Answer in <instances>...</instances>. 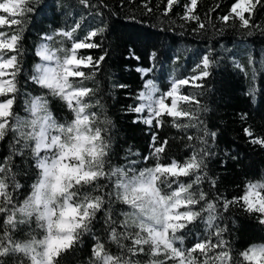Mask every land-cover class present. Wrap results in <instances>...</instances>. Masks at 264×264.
Listing matches in <instances>:
<instances>
[{"label": "trees", "instance_id": "obj_1", "mask_svg": "<svg viewBox=\"0 0 264 264\" xmlns=\"http://www.w3.org/2000/svg\"><path fill=\"white\" fill-rule=\"evenodd\" d=\"M235 2L198 0L204 30L198 22L182 19V5L190 0H181L169 15H164L166 0H86L87 6L82 0H32L33 11L21 28H0L9 36H20L16 52L5 54L7 58L17 56V91L9 127L0 139V167L4 169L0 179L5 183V194L0 197V209H4L0 211V246L7 249L0 264H32L33 249L45 236L35 219L37 213L30 217L18 213L40 176L36 140L29 135L32 101L38 99L45 105L43 111L56 128H66L75 119V112L63 98L38 84V47L47 41L62 58L66 51L59 49L88 42V33L101 29L96 38L100 47L85 54L94 62L104 57L103 62L98 68L85 69L91 79L79 81L77 86L92 89L82 103L90 105L85 114H95L94 123L104 129L102 135L108 144L104 176L75 187L70 195L77 204L89 197H99L102 203L85 228L77 230L71 249L62 252L55 264H104L93 255L101 245L105 256L115 257L119 264L154 262L149 245L142 246L144 253L133 255L131 240L140 230L117 185L130 173L147 171L157 164L175 161L184 165L192 161L193 154L200 162L199 171L160 185L165 196L180 186L192 185L190 192L199 201L186 209L199 215L176 233L173 245L186 253L199 243L223 241L224 246L208 251L209 264H247L242 254L264 246V224L259 223V216L234 203L248 184H264V146L255 142L264 140V0L256 5L251 18L254 27L248 29L241 28L235 19L228 24L220 20ZM217 4L222 7L213 12ZM62 31L72 32L71 40L58 34ZM205 57L211 67L207 78L199 81L201 87L182 89L198 101L181 104L183 110L193 113L194 120L176 121L181 125L177 129L168 117L163 118L160 128L156 122L149 126L139 119L135 109L147 80L161 94L172 81L201 73ZM246 130L250 135H245ZM189 135L194 139L189 141ZM162 144L167 147L158 154L155 149ZM258 190L264 192V188ZM200 193L204 200L199 199ZM209 203L214 205L211 212ZM225 204L230 206L225 208ZM14 211L15 222L6 223ZM224 252L230 259L221 255ZM193 255L197 264H202L205 255Z\"/></svg>", "mask_w": 264, "mask_h": 264}, {"label": "snow or ice", "instance_id": "obj_2", "mask_svg": "<svg viewBox=\"0 0 264 264\" xmlns=\"http://www.w3.org/2000/svg\"><path fill=\"white\" fill-rule=\"evenodd\" d=\"M87 6L86 0H82ZM35 3H39V0H35ZM259 4V0H237L231 7L230 11L221 15L220 20L225 24H228L230 19L239 21V26L243 29L254 27L251 23V18L254 15L255 7ZM32 0H2L0 2V28L23 26L24 18H26L32 11ZM181 5V0H166V9L164 15H169L173 12L174 6ZM185 8V14L182 19L189 21L198 22V27L201 30L206 29V25L201 21V17L198 14V0H190V3L182 5ZM222 5L217 4L213 9V12L219 11ZM247 14V15H246ZM236 25L233 24L232 27ZM101 30L89 32L87 35V41L75 42L71 44V47L67 50L59 49V51H66V54L61 58L57 51L50 50L47 45L42 50L37 51V55L46 61H55V67H48L43 69L42 75L38 78V84L46 89H52L55 94L63 98L68 104L69 108L76 113V118L72 121L68 127L56 128L54 123H49V115H41L42 110L45 109V105L41 104L39 100L34 101L32 106V115L35 117L31 121L30 136L36 138L35 152L39 154L45 150H59L63 148L60 153L61 164L64 165L62 169V176L66 178L62 179L61 183H67V188L61 194H70L71 191L82 184L95 181L98 173L90 172L85 167V155L88 152L87 145L89 143L95 145L99 140H102L101 130L95 129V135L90 136L86 132H82L81 129L87 128L88 132H91L92 125L94 123L95 114H85L87 108L90 105H85L82 101L92 93L91 88L78 87L77 82L85 79H91L84 70L88 68H98L99 64L103 62L104 57H101L99 61L93 60L91 55H81L82 50H88L89 52L93 49H98L100 44L97 43V37L101 35ZM59 35L65 36L71 40L72 32L62 31ZM20 36L16 33L10 36L5 32H0V54L9 52L15 53L17 45L19 43ZM86 53V52H83ZM137 60L138 57H135ZM211 67L210 60L205 57L203 60L202 68L203 71L194 77L179 80L171 90L166 94V98L171 103H166L165 98H161L154 109L150 112L149 118L144 122L151 126L153 124V116L155 117L156 127L160 128L163 126V118L168 117L175 123L173 127L177 129L181 128L179 123L176 121L180 119L194 120L195 116L189 111L182 109L181 104H198V101L187 94L181 93L182 86L201 87L199 81L207 78L209 75L208 69ZM37 71H40V66L37 65ZM17 76V56L12 55L8 59L0 58V98H6L0 100V139H3L2 131L9 127L10 118L12 116V109L15 103V93L17 91L16 85ZM137 113L143 111L142 107L135 109ZM37 125L39 128L37 129ZM55 127L57 131L63 132L65 129L71 136L73 144H64L63 136L54 134L51 137L47 135L46 129L49 127ZM189 127L190 125H183ZM194 126V125H191ZM245 135H250V131L246 130ZM215 134L213 133V138ZM189 141L193 140L194 137L189 135L187 137ZM256 143L264 146V140L258 139ZM167 144H162L159 148H156L158 154L163 153L166 149ZM99 151H94L92 159L94 160L98 155ZM200 162L197 161L195 154H193L192 161L185 163L183 166L173 161L171 164H157L154 168L147 170L149 174V184H145L141 179L140 183L132 189L133 192L142 191L149 195L153 193L158 198L159 204L163 212V226L162 229H153L151 227L145 228L143 224L138 225L140 232L135 233L131 242L135 246L133 255H140L144 253L145 249L143 245H149L151 248V256L158 257L163 256L165 261H174L175 264H197V257L193 254L199 252L205 255V259L202 264H209L207 253L209 250L216 247L224 246V242L220 244H214L211 241L205 243L196 244L193 248L189 249L188 252L178 251L172 243V238L175 237L178 231L183 230L188 224H191L196 217L199 215L197 212L186 211V209L193 208L199 201L194 197L190 189L192 185L180 186L178 190H175L171 195L165 196L161 194L160 185L165 180L179 179L180 177L188 176L193 171H199ZM39 168H45V163L41 162L38 165ZM4 169L0 167V172ZM145 176L144 172L140 173V177ZM127 179V178H125ZM124 179V180H125ZM124 180L120 182L118 188H126L127 185ZM3 189L5 191V183L3 179H0ZM264 188V184L247 185V191L242 196L238 197L234 203L242 205L243 209L248 213H255L259 216V223L264 224V192L258 190ZM4 194H0L3 197ZM173 197H176L173 200ZM121 198V197H120ZM200 200H204L205 196L200 193ZM123 202L129 205L131 208L139 211L135 199H129L128 195L123 196ZM102 200L97 197L95 199L87 201L81 206H76L72 209V218L75 220V228L71 230V235L52 237L49 233L47 242L45 244V264H55L56 259L61 255L62 252H66L76 242L77 237L75 233L79 229H84L86 223L93 217L94 212L100 209ZM230 205L225 204L227 208ZM181 209H184L181 211ZM207 209L211 212L214 210V205L209 203ZM4 209H0L3 211ZM19 211L23 213L24 205L19 208ZM212 217H209V223H211ZM16 220V212L14 211L6 220V223L12 224ZM141 233L146 235H141ZM219 232L216 233L219 236ZM113 238H115V232H113ZM9 246L11 242L9 241ZM17 250L19 246H15ZM7 249L0 246V256L5 255ZM253 254L257 255L260 259L264 260V247H253L249 251L242 254L243 259L247 264H257V261L250 259ZM93 255L97 259H103L104 264H119L115 257L105 256L103 246H99L93 250ZM224 257H229L228 252L221 254ZM219 258V257H216ZM32 264H39V261L33 259ZM124 264H128L127 261Z\"/></svg>", "mask_w": 264, "mask_h": 264}, {"label": "clouds", "instance_id": "obj_3", "mask_svg": "<svg viewBox=\"0 0 264 264\" xmlns=\"http://www.w3.org/2000/svg\"><path fill=\"white\" fill-rule=\"evenodd\" d=\"M38 128L39 125H37V129ZM96 128H99L102 134L104 129L95 123L92 125L93 130L91 132H88L87 128H83L81 131L88 133L90 136H94ZM52 129L56 130L54 126L46 129L49 137L52 136ZM56 133L57 135L63 136L64 144H73L72 138L66 129L62 133L56 130ZM32 139L36 140L35 137H32ZM87 148L88 152L85 155V167L90 172L98 173L97 179L102 178L104 176V158L107 156L108 149L107 141L102 135V140L97 141L95 145L89 143ZM62 151L63 148H60L50 161L44 162L45 168H40L39 179L34 183L32 192L23 203V213H26L25 217H30L33 213H38L35 219L45 233L44 239L33 249L34 255L31 257V262L35 259L39 261V264H45V244L49 233H51L52 237L71 235V230L75 228V220L72 218V209L78 205L83 207V205L87 203L86 201L77 204L73 201L70 194H61L67 188L66 182L63 184L61 183L62 179L66 180V178L62 176L64 165L61 164L59 159ZM94 151H99L100 154L93 160L92 154ZM141 179L145 184L150 183L148 173L145 174L143 178L139 175L124 180L127 187L119 188L121 200L123 201V196L125 194L128 195L129 199L136 200L139 211L134 208L131 209L133 210L137 225L143 224L145 228L151 227L154 230L158 228L162 229L163 212L155 194L149 195L142 191H132V189L140 183ZM0 194H5L2 183H0ZM175 199L176 197H173V200ZM89 200H92V198L89 197ZM18 213H21L19 209ZM250 259L257 261V264H264V260L260 259L255 254H253Z\"/></svg>", "mask_w": 264, "mask_h": 264}, {"label": "rangeland", "instance_id": "obj_4", "mask_svg": "<svg viewBox=\"0 0 264 264\" xmlns=\"http://www.w3.org/2000/svg\"><path fill=\"white\" fill-rule=\"evenodd\" d=\"M47 45L48 46V43L47 41L46 42H43L39 47H38V50H42L43 47ZM49 48V46H48ZM50 49V48H49ZM37 50V51H38ZM51 50V49H50ZM86 50H82V53L81 55H86L85 52ZM5 53H2L0 54V58H3V59H8L7 57H5ZM40 58V57H39ZM203 64V62H202ZM40 66V71H37V67H36V74H35V78L36 80L38 81V78L40 77V75H42V72H43V69L45 68H48V67H55V61H46V60H42L40 58V63L38 64ZM200 74V73H199ZM197 74V75H199ZM196 76V75H195ZM194 77V76H193ZM179 81V80H178ZM178 81H172L171 82V85L169 86L168 90L164 91L163 93L159 94L156 92V88L155 86L153 85V83L149 80H147L145 82V85H144V89L140 92L139 94V99L141 101L140 105L138 107H142L143 111L140 112V113H137L139 119L144 122L146 119L149 118V115H150V112L154 111L155 107H156V104L157 102L161 99V98H165L166 99V103H171V101L169 99L166 98V94L171 90V88L178 82ZM191 86V85H189ZM183 87L185 86H182L181 87V93H182V89ZM183 94V93H182ZM38 99H34L32 101V105H31V111H32V106H33V103L34 101H37ZM40 102V101H39ZM42 104V102H40ZM137 107V108H138ZM32 113V112H31ZM41 115H47L46 113H44V111L42 110V113ZM33 117V115H32ZM35 117H33L34 119ZM75 118H76V113H75ZM156 122L155 121V117L153 116V123ZM49 123H52L51 121H49ZM145 123V122H144ZM148 125V124H147ZM58 128V127H57ZM54 134H57L56 133V130L55 129H52V135ZM58 150H55V149H52V150H45V151H41L38 155H39V164L41 162H45V161H50L57 153ZM183 166V165H181ZM141 172H144L145 174H147V171H141ZM141 172H138V173H130L128 176H125V178L127 179H131L133 177H136V176H139ZM123 179V180H124ZM249 185V184H248ZM175 190H178L175 189ZM173 190V191H175ZM172 191V192H173ZM247 191V186L245 188V192ZM171 192V193H172ZM171 193L169 195H171ZM184 209H181V211H183ZM38 214V213H37ZM174 246V245H173ZM175 247V246H174ZM255 247H264V246H255ZM176 248V247H175ZM177 249V248H176ZM178 250V249H177ZM179 251V250H178ZM249 251V250H248ZM156 259L154 260V262L150 263V264H164L163 260H165V258L163 256H158V257H155ZM165 264H175L174 261H165Z\"/></svg>", "mask_w": 264, "mask_h": 264}, {"label": "crops", "instance_id": "obj_5", "mask_svg": "<svg viewBox=\"0 0 264 264\" xmlns=\"http://www.w3.org/2000/svg\"><path fill=\"white\" fill-rule=\"evenodd\" d=\"M32 112V111H31Z\"/></svg>", "mask_w": 264, "mask_h": 264}]
</instances>
